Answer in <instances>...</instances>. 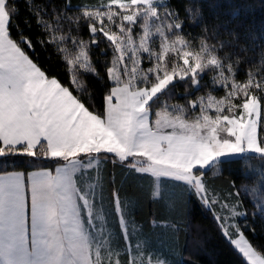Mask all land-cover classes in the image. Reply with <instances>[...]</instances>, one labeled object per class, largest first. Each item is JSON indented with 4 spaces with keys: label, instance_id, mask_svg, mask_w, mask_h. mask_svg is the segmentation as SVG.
Instances as JSON below:
<instances>
[{
    "label": "snow or ice",
    "instance_id": "obj_1",
    "mask_svg": "<svg viewBox=\"0 0 264 264\" xmlns=\"http://www.w3.org/2000/svg\"><path fill=\"white\" fill-rule=\"evenodd\" d=\"M29 7L49 34L38 42L66 54L71 76L66 83L34 59L33 40L14 34V0H0V157L25 156L33 168L0 173V264H175L160 258L142 225L130 219L132 201L121 198L114 173L108 192L109 164L181 182L203 207H219L215 218L247 264H264V252L233 222L247 215L237 210L242 201L226 203L233 194L219 197L209 179L227 163L239 160L247 172L258 160L260 167L251 169L259 179L254 191L264 201V67L238 80V58L219 54L225 44H210L208 35L197 43L185 33L189 20L208 33L199 8L186 7L182 20L171 0H107L78 8L76 17L68 15V0L55 23L44 18L45 9ZM81 21L88 41L72 35ZM103 40L102 51L111 50L105 75L90 61V45ZM68 41L76 49L71 55L61 46ZM86 73L103 85L98 107ZM178 85L182 104L174 102ZM152 197L160 199L159 184ZM113 210L124 241L130 228L140 236L135 251L123 256L106 220ZM182 219L183 225L166 226L192 231Z\"/></svg>",
    "mask_w": 264,
    "mask_h": 264
},
{
    "label": "trees",
    "instance_id": "obj_2",
    "mask_svg": "<svg viewBox=\"0 0 264 264\" xmlns=\"http://www.w3.org/2000/svg\"><path fill=\"white\" fill-rule=\"evenodd\" d=\"M68 0H14L17 8L15 19L13 20L14 34L23 32L35 43L34 59L43 66L44 69L57 76L64 82L70 81V72L66 68L65 55L57 50L56 45L51 43L40 44L39 40L47 41L49 34L42 31L37 23L39 17L33 13L29 5L33 8L46 10L45 19L49 23H55L56 15L65 11ZM71 10L68 15L73 17L82 15V11H77L82 6H96L106 4L107 0H70ZM173 8L178 9L182 20L186 19L185 8L188 6L199 8L203 17L204 25L209 29L208 33L202 31V27H197L189 20L185 33L191 34L199 39L208 35L210 44H225V48L219 51L221 56L228 54L234 61L238 58L237 79L245 80L246 73L251 69L258 71L264 67V0H171ZM68 31L65 23L62 32ZM235 33L236 35H233ZM61 33H58L59 35ZM72 35L85 41L89 40L90 33L85 24L81 21L78 31H73ZM69 51L67 55L73 54L76 49L71 41L61 45ZM107 46V41L103 40L98 45H90V61L99 69L101 75H105V64L111 60V50L102 51ZM87 86L94 91L97 99L95 106H99L103 95L102 83L92 74H85ZM211 75H207L204 84H210ZM175 91L174 102L184 103V88L178 85ZM197 92L202 95L207 92ZM216 95L222 96V90H217ZM31 158L20 155H9L0 157V173L4 171H31ZM249 171H242L241 161L235 160L227 163L223 167V174L215 178L209 177L213 186L218 190L217 195L221 198L228 197L225 202L233 200L242 201V206L237 209L246 211V216L234 218L235 222L241 226L246 239L264 252V201L259 199V193L254 190L259 187V179L255 171L260 167L258 160H252L249 164ZM114 173L115 185L121 198L125 196L132 201L129 209L132 219L138 221L146 229L149 228L152 219L158 222L175 221L183 225L187 219L193 225V230L186 232L183 227L175 233L169 226L167 229L157 228L156 231L145 232L150 237V245L156 251L166 252L168 259L175 264H247L230 240L223 234L220 221L215 218L214 211L219 212V207L215 210H208L180 184H170L164 182L162 198L154 200L151 197L153 183L147 178L127 172L126 168L119 165H107L104 169L105 183L107 190L111 193L113 188L111 175ZM234 185V187H233ZM239 190V196L235 193ZM175 205L174 208H166L165 205ZM224 214V213H221Z\"/></svg>",
    "mask_w": 264,
    "mask_h": 264
},
{
    "label": "crops",
    "instance_id": "obj_3",
    "mask_svg": "<svg viewBox=\"0 0 264 264\" xmlns=\"http://www.w3.org/2000/svg\"><path fill=\"white\" fill-rule=\"evenodd\" d=\"M126 170H127V172H133L135 175L142 176V177H147L153 183V185H152L153 186V189L151 191V197H152V193L156 190V185L157 184H159L160 199L162 198L163 187H166V184H163L164 182H169L170 184L175 183V184H180V185L184 186L181 182L172 181V180L167 179V178H162L160 181H156L153 177H151L148 174H138L135 171H131L129 169H126ZM152 199H153V197H152ZM113 209H114V205H113ZM128 214H129L130 219H132V216H130V213L129 212H128ZM106 220L108 221V226H110L113 229V239L119 241V243L123 246L121 248V255L123 256L124 253H125V251H132V252H134L135 251V245L140 240L139 234L137 232H132L131 231V228H130L129 229L130 234H131L130 240L129 241H124L122 239L121 231H120V229L118 227V219H117V217L115 215L114 210H113V212L111 213V215L109 217H106ZM153 220L154 219H152L150 221V225H149V228L148 229H146L144 226H142L144 232H146V233L148 232L149 233L151 231H156L157 228L167 229L169 226H166V225H170L169 222H158L156 220H155L156 221V224L153 225V223H152ZM134 221L137 223V225H142L138 221H136V220H134ZM233 222L236 223L234 219H233ZM227 238L230 240L229 237H227ZM150 247H151V249L156 254H159V257L160 258H168L167 257L168 255L166 254V252H164V253L163 252H159L158 253V251H156V249H155L154 246H151L150 245ZM145 259H147V257H145Z\"/></svg>",
    "mask_w": 264,
    "mask_h": 264
},
{
    "label": "rangeland",
    "instance_id": "obj_4",
    "mask_svg": "<svg viewBox=\"0 0 264 264\" xmlns=\"http://www.w3.org/2000/svg\"><path fill=\"white\" fill-rule=\"evenodd\" d=\"M238 251V250H237ZM240 254V253H239ZM242 256V254H240ZM243 257V256H242ZM244 259V258H243ZM245 260V259H244ZM245 262L247 263V261L245 260Z\"/></svg>",
    "mask_w": 264,
    "mask_h": 264
}]
</instances>
